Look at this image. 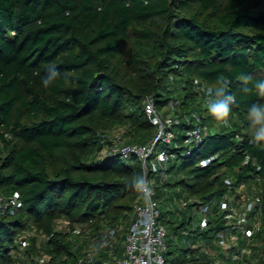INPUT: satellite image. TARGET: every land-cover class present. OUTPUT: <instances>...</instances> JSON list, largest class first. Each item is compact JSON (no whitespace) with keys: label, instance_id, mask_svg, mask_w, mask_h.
I'll use <instances>...</instances> for the list:
<instances>
[{"label":"trees","instance_id":"1","mask_svg":"<svg viewBox=\"0 0 264 264\" xmlns=\"http://www.w3.org/2000/svg\"><path fill=\"white\" fill-rule=\"evenodd\" d=\"M48 64L59 77L44 87ZM241 72L264 79V0H0V192L22 201L0 215V264L34 255L76 264L85 248L72 234L77 225L96 236L117 225L128 231L143 197L132 180L143 167L104 153L100 138L124 128L125 142H149L156 132L145 112L149 95L165 113L178 101L179 143L192 126L205 133L190 156L174 148L167 179L156 181L167 264L223 258L216 237L234 219L216 206L206 228L194 224L200 205L230 192L252 197L261 225L252 255L223 264H264V143L252 142L246 119L260 100L243 91ZM221 76L237 100L231 126L211 118L196 90V80ZM65 219L69 231L58 228ZM26 232L30 245L21 249ZM108 257L99 252L96 261Z\"/></svg>","mask_w":264,"mask_h":264},{"label":"built area","instance_id":"2","mask_svg":"<svg viewBox=\"0 0 264 264\" xmlns=\"http://www.w3.org/2000/svg\"><path fill=\"white\" fill-rule=\"evenodd\" d=\"M167 108L170 110L169 113L157 107L153 96L149 95L145 98L147 119L156 128L152 139L145 144L125 142L123 133L117 129L101 135L104 153L120 156L128 160V164L141 162L145 178V184L141 188L143 197L134 207V216L125 237L123 256L114 257L117 237L123 229V225H117L102 231L100 238L95 239L94 247L84 249L76 264H167L168 229L161 220L163 215L156 197V181L167 179L170 162L177 157L174 148H182V155L187 157L192 155L205 139L204 131L199 126H192L184 131L185 138L179 143L181 131H179L178 101L172 100ZM209 161H202V165H207ZM227 183L230 184V180H227ZM244 187L245 185H242L241 189ZM187 203V200H183L184 205ZM216 206L225 211L235 222H229L228 227L218 232L216 242L222 247L223 258L217 257L209 264H223V260L229 258L239 262L251 256L252 240L261 225V221L252 216L255 201L250 195L230 192L226 198L219 200V203L212 201L200 205L198 220L194 227L206 228L209 224V213ZM21 207L22 201L18 192L11 195L0 192V215L16 213ZM58 228L69 231L70 222L66 219L61 220L58 222ZM82 231H85L84 225L75 227L76 233ZM183 233L188 235L187 230ZM31 234L26 232L20 236L21 249L30 245ZM240 240L245 244H241ZM192 247L198 248L199 245L192 244ZM99 252H107L110 257L98 262L96 256Z\"/></svg>","mask_w":264,"mask_h":264},{"label":"clouds","instance_id":"3","mask_svg":"<svg viewBox=\"0 0 264 264\" xmlns=\"http://www.w3.org/2000/svg\"><path fill=\"white\" fill-rule=\"evenodd\" d=\"M59 77L55 64L46 66V75L42 78L44 87H48ZM238 80L243 85V91L254 92L260 102L253 103L247 110L246 119L248 131L253 143H264V79L255 80L252 74L241 72ZM197 91L202 94L208 114L215 121L224 126H231L233 106L236 105V96L229 91L230 81L225 77H218L214 83L196 81ZM249 85H252L250 88ZM145 184L143 175H137L132 180V186L140 189Z\"/></svg>","mask_w":264,"mask_h":264},{"label":"rangeland","instance_id":"4","mask_svg":"<svg viewBox=\"0 0 264 264\" xmlns=\"http://www.w3.org/2000/svg\"><path fill=\"white\" fill-rule=\"evenodd\" d=\"M117 130L120 131V132H122V133H124V128H117ZM124 161L128 164V160H124ZM174 207H175L174 206V203L173 202L170 203V201L168 200V202H167V209L169 211H173L174 210ZM82 226L83 225H81V227ZM125 228L126 227H124L123 230H121L120 233H123V231L126 230ZM64 231H68V230H64ZM85 232L87 234L86 233L83 234V231L81 233H78V232L75 233V232H73L72 234H73L75 240H77V239H79V240L85 239V246H84L85 248L84 249H86V248H93L94 247V243H95V239H96L95 238V235H97L98 232H97V234L92 233L91 232V229H88V231L86 230ZM85 235H87V237ZM98 238H100V236ZM120 238L121 237H119V238L117 237V240L120 239ZM38 241H39L40 244H42L44 242L43 237H41L39 235L38 236ZM21 256H23V255L21 254ZM24 260H25V263L26 264H30L32 261H33V264H45L46 262L49 261V258H48V256L43 257V255H36V256L34 255L33 257H26V259H24Z\"/></svg>","mask_w":264,"mask_h":264},{"label":"crops","instance_id":"5","mask_svg":"<svg viewBox=\"0 0 264 264\" xmlns=\"http://www.w3.org/2000/svg\"><path fill=\"white\" fill-rule=\"evenodd\" d=\"M123 228H124V226H123ZM120 232L118 234V238L121 237L122 239L120 238V239L117 240V242H116V249L114 251V257H118V258L121 257V256H123V253L125 251V237H126V234H127V231H123V233H120ZM101 235L102 234H100L99 236H101ZM99 236H96L95 235V238H98Z\"/></svg>","mask_w":264,"mask_h":264}]
</instances>
